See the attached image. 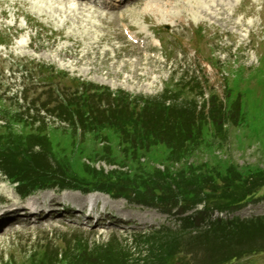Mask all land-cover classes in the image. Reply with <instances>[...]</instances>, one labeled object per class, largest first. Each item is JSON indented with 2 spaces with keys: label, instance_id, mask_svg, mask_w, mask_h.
Returning <instances> with one entry per match:
<instances>
[{
  "label": "rangeland",
  "instance_id": "obj_1",
  "mask_svg": "<svg viewBox=\"0 0 264 264\" xmlns=\"http://www.w3.org/2000/svg\"><path fill=\"white\" fill-rule=\"evenodd\" d=\"M196 1L139 0L123 8L96 12L75 0H0V43L4 44L0 47V130L4 122L8 126V119L17 116L12 122L14 134L43 135L50 145L47 162L68 158L77 172L83 171L81 164L87 170L91 167L108 173L118 166L105 161L104 156H96L95 150L109 147L114 154L120 150L111 129H107L109 123L102 120L98 126L84 115L75 121L58 117L53 113L60 101L55 91L67 99L69 94L75 97L72 99L108 94L113 98L115 94L117 98L131 97L135 103L171 90L169 83L180 81L184 73L196 76L202 82L205 99L214 95L219 103H225L227 97L228 105H237L243 119L238 121L235 116L227 127L225 142L203 150L199 157L221 174L233 165L238 181L234 186L239 195L236 201L248 202L232 213H210L209 219H264V0ZM121 22L131 28L130 37H139L137 44L132 45L124 37ZM151 35L160 39L161 47ZM32 100L57 104L52 102L45 113L40 110L39 114V105L32 106ZM94 102L92 99L86 105L93 106ZM73 105L79 107V102ZM4 106L8 114H4ZM162 150L159 147L152 151L157 160L150 162L145 156L140 161L160 165L158 161L166 155ZM34 152L39 151L35 148ZM2 156L0 204L19 199L16 184H11L6 172L24 165L18 155ZM36 161L41 163L42 159ZM218 180H222L220 176ZM47 196L77 207L86 197L79 190L63 194L53 190ZM102 199L107 212L123 227L105 226L91 231L63 222L35 225L4 234L0 256L6 261L11 254L14 264H21L28 254L20 255L19 248L28 252L32 246H27H40L33 244L34 238L45 239L47 235L48 239L50 233H58V242L77 234L88 240L89 246L106 243L115 234L118 245L132 248L139 237L133 234H150L161 228L179 230L184 224L182 219H194L197 212L203 211L200 204L204 203L202 193L194 204H187V209L180 205L164 208L150 201L141 204L132 196ZM200 227L201 231L208 228ZM263 230L257 228L251 235L257 236L249 240L246 235L234 234L226 245V241L205 242L204 236L199 241L200 228L186 227L182 237L175 239L179 264H204L212 259L229 261L221 264H264ZM145 255L144 248L137 250V258Z\"/></svg>",
  "mask_w": 264,
  "mask_h": 264
},
{
  "label": "trees",
  "instance_id": "obj_2",
  "mask_svg": "<svg viewBox=\"0 0 264 264\" xmlns=\"http://www.w3.org/2000/svg\"><path fill=\"white\" fill-rule=\"evenodd\" d=\"M180 87L181 85L176 84L158 97L135 102L133 108H137V112L133 109L130 113L127 108L132 103L126 97H121L120 106L113 109L108 107L107 117L100 110L96 112V116L91 115L90 123L98 126L102 120L109 123L107 129H111L112 136L120 144L117 154L109 147H101L95 150V154L104 156L107 158L105 161L119 166L120 169L103 173L91 167V170H87V166L80 164L83 171L77 172L68 158H54L56 161L47 162L45 155L46 151L49 152L50 145L46 143L43 135L35 132L34 135L18 136L9 127L0 134V154H13L22 158L24 165L9 173L13 181H18L21 189L27 191L36 187L67 185L82 190H102L113 196H132L141 204L150 201L164 208L180 205L184 209L188 208L187 204H194L195 198L202 193L204 210L202 213L198 212V216L209 210L223 211L236 207L241 202L236 201L239 195L234 191V186L238 184L233 174L235 171L232 172L231 169L234 166H228L231 171L221 174L212 169L208 162L203 163L199 155L203 150L225 142L223 129L237 116L238 109L234 104L226 106L219 103L215 96H210L207 111L205 112L206 104H202L197 110L194 89L190 91L187 86ZM190 96L192 100L189 101ZM85 97H79L78 100L83 101ZM93 108L94 106L89 105L90 110ZM69 117L66 115V120L69 121ZM35 146L39 147L38 153L34 152ZM159 147L166 154V159L158 161L164 165L163 171L150 163L140 161L145 155H148L150 162L157 160L152 151ZM109 149L112 154H109ZM36 159H42L41 163ZM219 176L223 181L218 180ZM68 179L75 181H65ZM185 225H193V222L189 220ZM182 227L179 231L139 236L134 239L135 247L132 248L118 245L115 238L94 247L78 242L74 248L62 253L60 261L56 255L45 256L44 252H40L30 257L29 264H179L175 239L182 237V233L186 231ZM256 227L264 229V225L255 221H216L205 231H201V227L195 228H200V238H197L199 241L204 236L205 242L226 241L224 244L228 245L234 234L246 235V240L257 236H251L252 232L257 231ZM143 248L146 255L139 259L137 250L139 252ZM222 262L229 261L212 259L204 264Z\"/></svg>",
  "mask_w": 264,
  "mask_h": 264
},
{
  "label": "bare ground",
  "instance_id": "obj_3",
  "mask_svg": "<svg viewBox=\"0 0 264 264\" xmlns=\"http://www.w3.org/2000/svg\"><path fill=\"white\" fill-rule=\"evenodd\" d=\"M195 1V0H194ZM196 2H198V3H200L198 0L196 1ZM195 4V3H194ZM200 5H202V4H200ZM201 8V7H200ZM204 16V15H203Z\"/></svg>",
  "mask_w": 264,
  "mask_h": 264
}]
</instances>
